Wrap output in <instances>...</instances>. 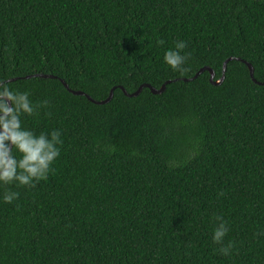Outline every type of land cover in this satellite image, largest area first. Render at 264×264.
<instances>
[{
    "label": "trees",
    "instance_id": "16d2710c",
    "mask_svg": "<svg viewBox=\"0 0 264 264\" xmlns=\"http://www.w3.org/2000/svg\"><path fill=\"white\" fill-rule=\"evenodd\" d=\"M0 78L63 142L46 179L0 187V264H264V0H0Z\"/></svg>",
    "mask_w": 264,
    "mask_h": 264
},
{
    "label": "clouds",
    "instance_id": "9594fccd",
    "mask_svg": "<svg viewBox=\"0 0 264 264\" xmlns=\"http://www.w3.org/2000/svg\"><path fill=\"white\" fill-rule=\"evenodd\" d=\"M162 43V41H158ZM187 44L177 40L174 48L164 52L163 63L174 72H182L188 59L183 50ZM28 91H19L5 79L0 78V187L15 183L19 186H32L35 181L46 179L51 166L60 156L63 142L60 131L35 134L23 126L22 116H33L40 105H34ZM47 105V101L44 102ZM18 193L6 191L0 201L6 204L17 199ZM221 220L214 229L212 240L221 243L229 229L227 222ZM232 245L223 247L224 255L230 253Z\"/></svg>",
    "mask_w": 264,
    "mask_h": 264
},
{
    "label": "water",
    "instance_id": "95a60500",
    "mask_svg": "<svg viewBox=\"0 0 264 264\" xmlns=\"http://www.w3.org/2000/svg\"><path fill=\"white\" fill-rule=\"evenodd\" d=\"M243 61L247 64V66H248V68H249L250 76L252 77L253 80H255V78H254V69H253L252 64L249 63V62H247V61H245V60H243ZM226 63H227V62L224 63L223 74H222V76H221L218 80H215V71H214L212 68H210L209 66H204V67H202V68L199 70V72H197V74H195V76H194L193 78H190V79L184 78V80H185V81H186V80H193V79L197 78V76H198L201 72H203V71H205V70H208V71L210 72V81H211L213 84H215V85H219V84L222 83V81L224 80V77H225ZM39 76H42V77H52V76H50V75H46V74H39ZM27 77H30V76H27ZM62 82H63V84L65 85V87H66L70 92H72L73 94H76V95H85V96H87L88 99H90L91 101L96 102V103H105V102L110 101L111 98H112V96H113V91H114V88H115V87H114V88L111 89V92H110V94H109V96H108L107 99H105V100H103V101H97V100L93 99L91 96H89L87 93H85V92H83V91H76V90H72V89H70L69 86L67 85V83H66L64 80H62ZM168 82H170V80L167 81V82H165V83H164L161 87H159V88H156V87H154V86H152V85H150V84H148V83H144V84H142L137 90L133 91L132 93H128L127 90H126L123 86H120V88H121V89H122V90H123L128 96H137V95L141 92V90L143 89V87H148V88H150V90H151L153 93H155V94H159V93H161V92H163V91L165 90L166 85H167Z\"/></svg>",
    "mask_w": 264,
    "mask_h": 264
}]
</instances>
